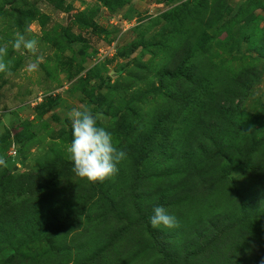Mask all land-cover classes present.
Here are the masks:
<instances>
[{
  "label": "rangeland",
  "instance_id": "374dc122",
  "mask_svg": "<svg viewBox=\"0 0 264 264\" xmlns=\"http://www.w3.org/2000/svg\"><path fill=\"white\" fill-rule=\"evenodd\" d=\"M5 44L0 264H264V0H0ZM73 108L113 178L73 173Z\"/></svg>",
  "mask_w": 264,
  "mask_h": 264
},
{
  "label": "clouds",
  "instance_id": "9594fccd",
  "mask_svg": "<svg viewBox=\"0 0 264 264\" xmlns=\"http://www.w3.org/2000/svg\"><path fill=\"white\" fill-rule=\"evenodd\" d=\"M34 31L33 25L26 27L27 33ZM12 48L19 52L22 49L35 55L38 51V40L30 39L25 34L16 32L14 39L9 41ZM7 44L0 45V73L11 74L12 60L7 59ZM37 61L30 64L35 69ZM71 120L73 139L67 149L73 163V173L89 182H103L113 178L119 172L118 165L126 158V152L113 141V135L102 126H98L99 114L93 115L89 108H73L68 112ZM4 119L8 117L5 114ZM0 166H7L6 159L0 156ZM150 222L153 228H178V218L171 214L167 208L157 206L153 209Z\"/></svg>",
  "mask_w": 264,
  "mask_h": 264
}]
</instances>
